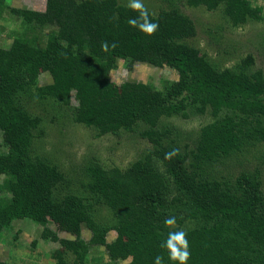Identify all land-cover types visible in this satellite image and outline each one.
<instances>
[{
  "label": "trees",
  "instance_id": "trees-1",
  "mask_svg": "<svg viewBox=\"0 0 264 264\" xmlns=\"http://www.w3.org/2000/svg\"><path fill=\"white\" fill-rule=\"evenodd\" d=\"M160 1L153 12L144 0L159 24L147 36L127 23L138 16L128 0H45L41 11L0 0V30L9 29L11 38L9 48L0 47V190L9 194L0 198V232L11 247L9 260L0 264H24L14 252L22 246L11 234L12 222L20 219L42 226V240L60 244L49 254L52 264H154L157 255L163 264H178L161 247L177 230L187 233V264H264L261 172L244 168L261 158L264 71L253 69L252 54L232 68L218 67L189 43L197 29L179 1ZM184 4L219 9L232 28L263 19V6L249 0ZM118 60L128 70L135 62L166 66L177 77L161 80L159 88L117 84L110 75ZM44 73L50 82L39 85ZM53 105L58 112L50 115ZM40 112L49 122L90 129L94 137L135 133L150 148L125 168L92 157L82 172L68 174L34 147L33 139L44 134ZM192 113L208 114L210 121L200 126L193 147L180 146L170 120ZM172 149L179 154L165 159ZM170 216L176 217L174 228L164 224ZM49 220L74 240L59 238ZM81 224L91 234L87 243L80 239ZM109 232L114 238L107 243ZM89 245L103 246L107 261L90 258ZM40 256L27 257L36 262Z\"/></svg>",
  "mask_w": 264,
  "mask_h": 264
},
{
  "label": "rangeland",
  "instance_id": "rangeland-1",
  "mask_svg": "<svg viewBox=\"0 0 264 264\" xmlns=\"http://www.w3.org/2000/svg\"><path fill=\"white\" fill-rule=\"evenodd\" d=\"M12 7L27 8L34 10H43L45 0H6ZM179 8L188 16H190L196 25V36L189 40L191 45L199 48L201 52L214 61L220 68H232L243 57L252 54L254 57L253 69H262L264 71V45H260L262 38L264 40V0H249L252 4L263 6V19L261 21H250L244 25L232 28L223 19L219 9L216 11H207L203 7L189 8L184 4L185 0H178ZM150 5V9L155 12L160 0H146ZM6 16V15H5ZM10 16V15H9ZM8 17V16H7ZM10 25L17 26V21L11 17ZM9 29L0 30V47L9 48L11 38L6 35ZM207 30H212L213 35L207 34ZM111 80L117 84L124 81H135L151 83L155 87H160L161 80H174L176 72L166 66L156 67L147 63L135 62L131 70L125 68L121 60L117 62V68L111 73ZM50 82L47 74H40L38 84L44 85ZM72 104H74L72 100ZM51 109L58 112V108L48 107L51 115ZM39 115L43 119V137L34 138V147L36 146L42 152L50 155L53 162L57 164L63 171L68 174L77 175L85 162L94 157L103 165H114L125 168L132 161L141 157L149 148L147 140L140 138L137 134L124 135L115 137L112 135H104L94 137L93 131L84 129L83 126H74L67 121L61 124L49 122L46 119V113ZM52 118V117H51ZM168 120H164V122ZM210 121L208 114H193L188 119L174 118L170 122L177 127L179 131L178 140L180 146L190 145L193 147L197 132L201 125ZM1 142V133H0ZM42 147V148H41ZM261 158L249 159L245 162L244 168H260L261 179L264 188V143L259 145ZM41 152V153H42ZM239 167L236 166L235 169ZM82 172V171H81ZM3 175L0 176V184ZM9 194L0 190V198L8 197ZM47 226L57 234L61 239L74 240V236L59 230L57 226L48 221ZM11 234L16 235L17 242L22 247L15 248L14 252L20 254L24 264H52L49 254L53 249L60 247L58 242L44 241L40 237L42 226L32 223L27 219L15 220L11 224ZM17 232V233H16ZM90 231L84 224L80 225V239L87 243L90 238ZM114 233L109 232L106 235V242L112 241ZM8 238L4 232H0V260L8 261L11 253V247L7 243ZM35 244L32 246V242ZM31 250V251H30ZM34 253L35 256L41 255L38 261L33 262L29 259L28 254ZM87 253L90 258L102 256L103 262L107 261L106 249L101 245H89ZM127 261H117L115 264H126ZM13 264H21V262Z\"/></svg>",
  "mask_w": 264,
  "mask_h": 264
},
{
  "label": "clouds",
  "instance_id": "clouds-1",
  "mask_svg": "<svg viewBox=\"0 0 264 264\" xmlns=\"http://www.w3.org/2000/svg\"><path fill=\"white\" fill-rule=\"evenodd\" d=\"M127 6L138 13V16L130 18L127 23L137 28L139 31L147 36L154 35L158 29L159 24L153 22L150 19V13L146 7L144 0H128ZM102 50L108 51L109 45L104 42ZM112 47H115L113 44ZM179 154L178 149H172L168 153H165V159L171 160L174 156ZM166 227L174 228L176 226V217L170 216L164 220ZM162 248H166L168 251L169 260L178 262V264H187L191 257L190 245L187 239V233L184 230L170 231L168 233L166 241L161 245ZM154 264H163V256L157 255Z\"/></svg>",
  "mask_w": 264,
  "mask_h": 264
}]
</instances>
